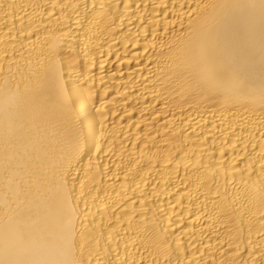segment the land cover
Instances as JSON below:
<instances>
[{"label":"bare ground","instance_id":"6f19581e","mask_svg":"<svg viewBox=\"0 0 264 264\" xmlns=\"http://www.w3.org/2000/svg\"><path fill=\"white\" fill-rule=\"evenodd\" d=\"M0 264H264V0H0Z\"/></svg>","mask_w":264,"mask_h":264}]
</instances>
